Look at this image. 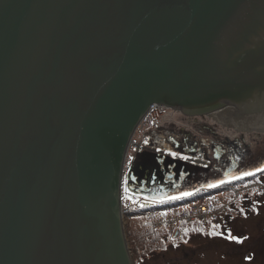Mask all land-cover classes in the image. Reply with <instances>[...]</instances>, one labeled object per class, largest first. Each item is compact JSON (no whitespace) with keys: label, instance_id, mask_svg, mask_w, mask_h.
Masks as SVG:
<instances>
[{"label":"water","instance_id":"1","mask_svg":"<svg viewBox=\"0 0 264 264\" xmlns=\"http://www.w3.org/2000/svg\"><path fill=\"white\" fill-rule=\"evenodd\" d=\"M263 94L264 0H0V264H133L139 120Z\"/></svg>","mask_w":264,"mask_h":264},{"label":"flooded vegetation","instance_id":"2","mask_svg":"<svg viewBox=\"0 0 264 264\" xmlns=\"http://www.w3.org/2000/svg\"><path fill=\"white\" fill-rule=\"evenodd\" d=\"M253 69L249 65V70ZM242 98L238 102L220 100L197 111L181 105L168 107L141 141H133L125 189L148 201H157L187 189L204 190L209 184L206 174L213 176L214 185L224 188L231 187L239 176L249 177L239 174L244 173L241 170L249 172V163H253L249 157L256 143L251 138L264 144V116L249 115V98ZM253 107L264 113V94ZM173 152L178 155L173 156ZM260 161L264 168V155ZM253 173L264 175V170ZM198 227L188 230V235L185 229L189 228L185 227L179 235L181 242L198 235Z\"/></svg>","mask_w":264,"mask_h":264},{"label":"rangeland","instance_id":"3","mask_svg":"<svg viewBox=\"0 0 264 264\" xmlns=\"http://www.w3.org/2000/svg\"><path fill=\"white\" fill-rule=\"evenodd\" d=\"M261 135L264 137L262 133ZM251 139L256 144L252 157H249V161H253L249 163V172H256L261 168L260 159L264 155V144L259 140ZM205 177L209 184L203 188L216 189V185L209 187L214 185L213 176L206 174ZM241 177L243 176H239L237 181L239 183H233L228 188L217 189L210 196L217 208L218 222L197 225L201 226L198 228L200 235L186 242L184 240L181 246H171L169 244L172 240L169 238L171 234H165L164 231H159L158 236L149 231L143 232V227L137 225L138 219H133L125 225L124 233L132 263L264 264V175L255 174L253 178L249 177L250 179L245 181L240 179ZM196 191V189L183 190L178 196L187 197ZM183 193L190 194L182 195ZM193 226L187 228L191 229ZM130 232L134 235L131 236ZM229 234L231 237H237L239 242L230 239ZM128 235L130 238L133 237L135 245H132V238L129 239ZM142 237L145 238L144 242H140Z\"/></svg>","mask_w":264,"mask_h":264},{"label":"built area","instance_id":"4","mask_svg":"<svg viewBox=\"0 0 264 264\" xmlns=\"http://www.w3.org/2000/svg\"><path fill=\"white\" fill-rule=\"evenodd\" d=\"M164 108L157 104L152 105L148 115L137 131L140 141L144 138L146 133L152 128L155 123L157 114L163 113ZM131 161L130 153L127 154L124 162L123 170L126 173ZM122 218L128 219L127 215L132 213H139L148 223L151 230L156 231L161 228L173 230L180 223H192L202 220H217V214L212 206L205 200L191 203L185 206H177L170 208H149L144 201L131 195L124 194L121 204Z\"/></svg>","mask_w":264,"mask_h":264},{"label":"trees","instance_id":"5","mask_svg":"<svg viewBox=\"0 0 264 264\" xmlns=\"http://www.w3.org/2000/svg\"><path fill=\"white\" fill-rule=\"evenodd\" d=\"M250 178H253V176H251ZM250 178H246V179H244V181L245 180H248V179H250ZM236 183H239V182H236ZM208 194H212L211 192L210 193H208ZM139 227H143V232H145V231H148V229H147V227H146V225L144 224V223H140V224H137ZM194 227V226H193ZM192 227V228H193ZM199 227H201V226H199ZM198 227V228H199ZM186 231H185V233H186V235H188L189 233V231L188 230H190V228L189 229H185ZM182 231H183V228L180 230V233L178 234V235H176L175 233H173V234H171V237L169 236V238L170 239H172L171 240V243H169L171 246L172 245H176L175 247H177L178 245V242L179 243H182L181 241H182V239L180 238V234H182ZM128 232H129V230H128ZM195 232L198 234L199 232H198V229L197 230H195ZM131 233V236L132 235H134L132 232H130ZM139 235V234H138ZM156 236H158V233H156L155 234ZM128 237H129V235H128ZM132 238V245H135V240L133 239V237H131ZM130 237H129V239H131ZM132 249V248H131ZM132 251V250H131Z\"/></svg>","mask_w":264,"mask_h":264},{"label":"snow or ice","instance_id":"6","mask_svg":"<svg viewBox=\"0 0 264 264\" xmlns=\"http://www.w3.org/2000/svg\"><path fill=\"white\" fill-rule=\"evenodd\" d=\"M145 143H147V141H145ZM159 151V149H157ZM173 156H176L178 155L177 153L173 152L171 153ZM183 159H188V157H183ZM264 170V168H261V169H257V171H262ZM243 175L245 176H248V175H254L253 172H244ZM220 183H224V181H220ZM215 185H209V187H213ZM125 191H127V189H125ZM190 193H183L182 195H189ZM170 199H177V197H171ZM213 227H217V226H213ZM213 234H216V233H213ZM229 238L230 239H234V240H237V242H239V239L237 237H231V235L229 234ZM250 259V257H249Z\"/></svg>","mask_w":264,"mask_h":264}]
</instances>
